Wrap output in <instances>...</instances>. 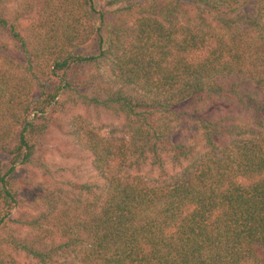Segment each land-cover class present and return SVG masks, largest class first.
Segmentation results:
<instances>
[{
    "label": "trees",
    "instance_id": "16d2710c",
    "mask_svg": "<svg viewBox=\"0 0 264 264\" xmlns=\"http://www.w3.org/2000/svg\"><path fill=\"white\" fill-rule=\"evenodd\" d=\"M106 3L0 0V264H264V0Z\"/></svg>",
    "mask_w": 264,
    "mask_h": 264
},
{
    "label": "rangeland",
    "instance_id": "374dc122",
    "mask_svg": "<svg viewBox=\"0 0 264 264\" xmlns=\"http://www.w3.org/2000/svg\"><path fill=\"white\" fill-rule=\"evenodd\" d=\"M94 1H95V4L97 5V7L99 9L105 10V11H108V10L114 8V6L116 5V4L106 3V0H94ZM234 19H236V18H234ZM94 48H95V44L90 43L89 45H87L85 47H81L79 50L81 52H84V53H91L94 50ZM91 123H92V120H91ZM48 135L46 136V138L44 140L42 139L40 142L45 147L47 145H51V150L49 149L50 150L49 154H47V150L45 151L46 157H47L48 161L50 160L54 163H62L64 160L62 159L60 154L63 153L62 151L64 148L61 146V144L58 145V143H57L58 139L56 136H53L51 133H50L51 137H49ZM69 161H71V160H69ZM28 170L29 169H26V168L18 169V180H19V182L23 181L25 177L30 176V174L32 172H30ZM38 178H39V176H38Z\"/></svg>",
    "mask_w": 264,
    "mask_h": 264
}]
</instances>
